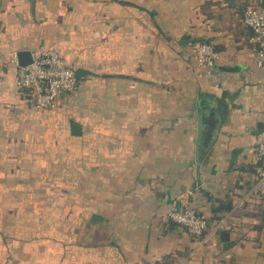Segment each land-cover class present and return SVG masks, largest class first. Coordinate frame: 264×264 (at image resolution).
Returning a JSON list of instances; mask_svg holds the SVG:
<instances>
[{
    "label": "crops",
    "instance_id": "crops-1",
    "mask_svg": "<svg viewBox=\"0 0 264 264\" xmlns=\"http://www.w3.org/2000/svg\"><path fill=\"white\" fill-rule=\"evenodd\" d=\"M250 2L0 0V60L52 47L87 70L55 109L34 108L14 69L0 84V264H264ZM187 199L203 237L167 218Z\"/></svg>",
    "mask_w": 264,
    "mask_h": 264
},
{
    "label": "built area",
    "instance_id": "built-area-1",
    "mask_svg": "<svg viewBox=\"0 0 264 264\" xmlns=\"http://www.w3.org/2000/svg\"><path fill=\"white\" fill-rule=\"evenodd\" d=\"M243 23L251 28L254 43L253 58L257 67L264 69V1L252 0L245 10ZM199 67L210 69L218 60V51L211 42H198L195 46ZM15 70L16 86L37 110L55 109L62 99L72 96L79 79L72 64L55 48H45L33 55L27 65H20L17 55L0 60V84L6 74ZM65 103V101L63 102ZM261 168L254 186L257 193L264 194V139L257 146ZM190 195L194 190H189ZM167 218L185 228L196 238L203 237L208 230V219L201 214L194 201L189 200L174 206Z\"/></svg>",
    "mask_w": 264,
    "mask_h": 264
},
{
    "label": "water",
    "instance_id": "water-1",
    "mask_svg": "<svg viewBox=\"0 0 264 264\" xmlns=\"http://www.w3.org/2000/svg\"><path fill=\"white\" fill-rule=\"evenodd\" d=\"M17 56L19 58V63L22 66L29 64L33 59L32 53L28 50H20L18 52ZM86 73H87V70L80 69L78 72V79L81 78ZM80 130H81V128L78 124L72 125V133L73 134H79ZM204 135H205V127L203 126V123L201 122L200 127H199V138H198V148H197V151H198L197 164L199 167L201 165L202 157L204 155V150H205Z\"/></svg>",
    "mask_w": 264,
    "mask_h": 264
},
{
    "label": "trees",
    "instance_id": "trees-1",
    "mask_svg": "<svg viewBox=\"0 0 264 264\" xmlns=\"http://www.w3.org/2000/svg\"><path fill=\"white\" fill-rule=\"evenodd\" d=\"M244 16V15H243ZM169 222H173V221H171V220H169ZM173 223H175V222H173ZM177 224V223H176ZM173 260L172 259H168L166 262H157V263H155V264H172V263H170V262H172Z\"/></svg>",
    "mask_w": 264,
    "mask_h": 264
},
{
    "label": "rangeland",
    "instance_id": "rangeland-1",
    "mask_svg": "<svg viewBox=\"0 0 264 264\" xmlns=\"http://www.w3.org/2000/svg\"><path fill=\"white\" fill-rule=\"evenodd\" d=\"M188 201H189V200L187 199V200H185L184 202H188ZM184 202H183V203H184ZM198 210H199V209H198ZM200 213H201V212H200ZM201 214H203V213H201Z\"/></svg>",
    "mask_w": 264,
    "mask_h": 264
}]
</instances>
